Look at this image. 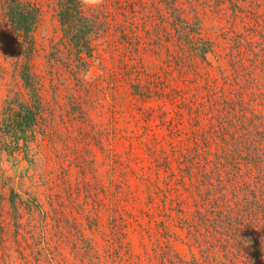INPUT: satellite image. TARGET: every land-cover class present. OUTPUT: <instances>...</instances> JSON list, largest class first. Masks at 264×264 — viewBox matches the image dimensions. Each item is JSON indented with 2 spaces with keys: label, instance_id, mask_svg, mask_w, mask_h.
Masks as SVG:
<instances>
[{
  "label": "trees",
  "instance_id": "16d2710c",
  "mask_svg": "<svg viewBox=\"0 0 264 264\" xmlns=\"http://www.w3.org/2000/svg\"><path fill=\"white\" fill-rule=\"evenodd\" d=\"M53 1L62 36L47 54V73L38 69L34 36L42 7L0 0V49L17 54L23 87L3 105L0 159L22 151L52 190L49 209L33 195L21 203L29 233L39 228V215L43 221L18 249L22 260L28 264L34 255V264H69L62 244L69 245L70 231L85 241L84 250L73 251L83 264H144L136 239L153 264H264V0H104L94 13L82 12L78 0ZM100 39L130 46L117 69L132 82L141 114L146 99L176 102L180 122L170 121L165 137L143 138L153 132L144 121L143 131L125 127L116 94L115 105L105 104L99 83L83 80ZM146 54L160 61L157 72L147 73ZM163 72L183 87L154 91L151 84L167 78ZM147 74L156 80L145 83ZM106 140L129 144L107 150ZM96 145L109 151L113 168L105 186L87 183ZM74 167L86 175L84 186L74 185ZM83 216L102 245L83 232Z\"/></svg>",
  "mask_w": 264,
  "mask_h": 264
},
{
  "label": "rangeland",
  "instance_id": "374dc122",
  "mask_svg": "<svg viewBox=\"0 0 264 264\" xmlns=\"http://www.w3.org/2000/svg\"><path fill=\"white\" fill-rule=\"evenodd\" d=\"M34 2L39 3L42 7V17L39 22V26L34 33L35 41L37 48L39 49V56L36 57L37 61L41 63L38 66L39 70H45L46 72L49 71V66L47 65V54H49L52 50V44L58 41L62 36V31L60 27V23L58 20V16L56 10L54 8V1L53 0H32ZM119 1V0H115ZM137 4H141V0H135ZM151 1V0H148ZM138 6V5H137ZM143 7V5H142ZM2 14L0 9V22H1ZM141 25H145L144 23H140ZM227 25V24H225ZM146 27L152 28L151 24H146ZM213 29H210L209 32L214 33ZM110 40L112 37L110 36ZM147 39V37H146ZM118 42V41H117ZM110 43V41L102 39L97 40L94 42L95 50H94V58H91L89 68H92L95 73V69L97 68L96 61H99L98 67L103 71V75L97 76L94 81L99 83V87L105 92L106 101L104 100L105 104H112L115 105V100H112V93L113 95L116 94L118 100H116L117 106H121L124 111V126L133 130V131H143V127L139 124L138 121H144L152 128L153 132L151 131H144L143 138H161L165 137L168 132L169 123L172 121L180 122L178 116V106L175 101L171 100L170 97H155L152 99H146L145 101H141V104L145 111L141 114L138 107L135 106V97L132 94L134 87L132 86V82L128 80H124L120 78L118 67V61L123 57V52L127 49H130L128 45H121V49L119 44ZM150 46L154 47L157 43H149ZM66 49V48H65ZM64 49V50H65ZM116 50V53L113 50ZM146 53V52H145ZM143 53V54H145ZM17 54H11L6 50L0 49V119L2 114L3 105L6 99L11 98L12 96L23 92L22 82L19 78L18 71L15 69V56ZM65 55V54H64ZM127 55L124 57L126 58ZM130 60V59H129ZM70 61V60H69ZM132 63L134 61L130 60ZM144 63L146 66L147 73L157 72L159 69L158 65L161 64L160 61L154 56L150 54H146L144 56ZM64 67V66H63ZM64 70V69H63ZM65 71V70H64ZM43 73V74H46ZM48 73V72H47ZM71 70L69 67V90L70 87L73 85V81L71 78ZM45 83L46 85H50V74L45 75ZM65 76H68L66 72ZM161 76L167 77L164 78V82L159 85L158 87L154 84H151L152 87L155 89L154 91L158 90L163 91L170 89L174 86L183 87L182 80L180 78L175 79L170 75H166L164 72L161 73ZM142 80L146 83L148 81L156 80L152 77H149V74L143 75ZM114 84V89H108L109 84ZM165 86V88H163ZM107 88V89H106ZM51 93V90L49 91ZM102 95V94H101ZM101 95L96 97H101ZM106 107V105L104 106ZM100 119L99 117H97ZM171 121V122H170ZM119 125V123H118ZM165 139V138H164ZM167 141V139H165ZM105 147L111 148L114 151H124L128 147V141H126L125 145H122L119 142L110 143L109 140H106ZM167 144V143H166ZM108 150V149H107ZM145 150L141 147L138 149V152H144ZM109 151L103 152V150L96 145L95 148V157H94V170L92 169L88 173L89 180L87 183H94L99 181V183L105 186V184H109V179L112 177V164L108 161L107 155ZM120 155V154H117ZM127 154L125 153L124 156ZM134 162V161H133ZM137 165V163H134ZM74 176L72 178L74 185L78 184L80 186H84V179L86 175L81 173L79 168L74 167ZM41 173H37L36 169L33 165H31L27 159H25L24 153L22 151L18 152L14 157L3 155L0 159V264L3 263H13V264H26L24 260H22V256L18 252V249L22 250L23 247H26L25 237L28 238L34 232L37 233L40 229L41 225L43 224L42 219H40V215L38 218L39 228H34L31 230V233L28 231L30 230V226H27L28 214L26 213V209L24 205L21 203L26 200L29 195H33L38 198V202L42 203L44 207L50 208V198L48 197L49 192L52 190L48 189L46 183L43 184V177ZM50 175L49 177H51ZM46 177V176H45ZM48 176L46 179L51 180ZM116 177V175H114ZM99 189V188H95ZM54 190H58V188H54ZM84 194H81V201H85ZM103 194L101 193V196ZM16 201L17 208H12V201ZM147 201V198L144 199ZM147 203H150L147 201ZM18 213V214H17ZM20 214V215H19ZM36 214V212H35ZM84 222L81 224L83 232H87V236L92 235L101 245L103 244V240L100 235L92 233L90 230V226L87 222H85V217L83 216ZM53 222V221H52ZM22 224H26L25 227ZM41 224V225H40ZM20 233L22 234L20 236ZM30 242L32 244L35 241L30 237ZM146 241L147 238H146ZM149 243V248H151V244ZM178 243V242H177ZM59 245L61 248V243L57 240L56 237L52 239V245L54 250H60L56 246ZM138 243L136 239L135 244V251H138L143 256L144 264H153L149 262L147 255L144 253L142 249V245ZM20 245V246H18ZM76 245V247H75ZM85 241L82 237H71V233L69 231V245L62 244L64 247L62 250L66 251L69 254V264H83L82 261L73 254L74 249L78 247L81 250H84ZM180 247L181 254L187 257L191 256V251L185 244L178 243ZM102 250V249H101ZM31 249L27 248L25 250L26 254L30 256ZM9 257L4 258L3 255H7ZM34 256V255H32ZM31 256V262L28 264H34V259ZM8 259V260H7ZM149 262V263H148ZM135 264V263H132ZM154 264H156L154 262Z\"/></svg>",
  "mask_w": 264,
  "mask_h": 264
},
{
  "label": "clouds",
  "instance_id": "9594fccd",
  "mask_svg": "<svg viewBox=\"0 0 264 264\" xmlns=\"http://www.w3.org/2000/svg\"><path fill=\"white\" fill-rule=\"evenodd\" d=\"M79 8L82 12L86 13H94L102 9L104 6V0H78ZM97 68L94 70L92 68H88L82 70V78L85 82H93L97 76L103 75V71L98 67L99 61H96Z\"/></svg>",
  "mask_w": 264,
  "mask_h": 264
}]
</instances>
